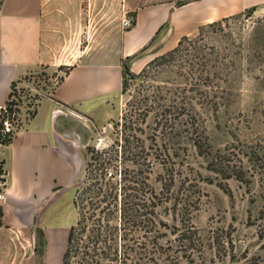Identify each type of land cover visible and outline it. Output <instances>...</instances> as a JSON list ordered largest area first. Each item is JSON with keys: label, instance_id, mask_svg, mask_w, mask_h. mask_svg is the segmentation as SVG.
Instances as JSON below:
<instances>
[{"label": "rangeland", "instance_id": "obj_1", "mask_svg": "<svg viewBox=\"0 0 264 264\" xmlns=\"http://www.w3.org/2000/svg\"><path fill=\"white\" fill-rule=\"evenodd\" d=\"M190 1L87 0L82 40L90 50L113 52L124 30L131 27L124 20L130 18L133 23L136 8L159 3L177 7ZM202 4L209 7L208 0ZM212 22L214 26H210ZM165 31L137 54L153 53L144 72L125 75L119 91L93 106L88 116L92 122L84 118L91 128L90 141L84 147L91 165L79 171L72 184L74 218L75 202L80 203L90 187L99 186L95 182L102 171L99 162L104 161L103 188L124 186L127 192L141 188L156 205L157 218L182 228L181 210L166 199L171 155L180 175L176 174L172 187L174 196L187 193L186 214L201 239L192 260L181 258L176 264H264V4ZM182 36L201 37L204 54H200L209 59L205 67L196 65L195 74L191 73L195 78L208 74L209 80L189 93L207 92L213 103L192 97L194 118L186 112L171 128L165 110L171 100L177 102L179 82L189 87L192 85L186 82L193 80L185 79L189 66L159 58L176 47ZM67 71L64 66L41 69L25 76L22 85H13L2 115L10 119L14 130L33 116L41 98ZM199 138L210 155L197 153L193 142ZM215 154L237 160L244 180L226 179L210 170L207 165Z\"/></svg>", "mask_w": 264, "mask_h": 264}, {"label": "crops", "instance_id": "obj_2", "mask_svg": "<svg viewBox=\"0 0 264 264\" xmlns=\"http://www.w3.org/2000/svg\"><path fill=\"white\" fill-rule=\"evenodd\" d=\"M86 1L0 0V114L13 85H22L25 76L41 69H68L38 102L33 116L8 142H0V264H61L76 221L71 188L82 156L74 140L53 128L55 112H72L92 122L88 116L93 106L121 89L123 62L131 73H139L153 53L137 54L151 47L162 29H184L264 4L208 0L207 8L203 0H191L177 7H138L132 26L110 52L90 50L82 40Z\"/></svg>", "mask_w": 264, "mask_h": 264}, {"label": "trees", "instance_id": "obj_3", "mask_svg": "<svg viewBox=\"0 0 264 264\" xmlns=\"http://www.w3.org/2000/svg\"><path fill=\"white\" fill-rule=\"evenodd\" d=\"M214 23L212 22L210 26H214ZM201 40V37L182 36L176 47L159 58L163 62L177 63L179 67L189 66L192 71L186 70L184 73L185 79L193 80L186 82L192 86L187 87L186 84L181 86L182 84L179 82V86H177L180 87L178 100L175 103L171 100L165 110L169 115L168 120L171 128L175 120L186 112H189L194 118L195 114L190 108L192 97H198L197 99L201 103H213L207 92L199 90L193 96L189 93L209 80L208 74L200 75L199 78L191 75L196 70V65L203 68L209 61L205 55H202L204 46H200ZM150 64H153V61ZM122 69V77L131 73L125 62L122 64ZM143 69L141 71L144 72ZM180 75L183 76V74ZM189 75L191 76L188 77ZM123 84L124 81H122ZM193 144L199 155L211 154L209 148L204 146L200 138L195 139ZM85 152L87 160L82 171L91 165L87 150ZM100 167L102 168L101 175L95 182L99 186L90 187L87 196L81 198L80 203L75 202L77 218L69 228L61 264H160L164 260H167L169 264H176L181 258L191 261L195 252L200 250L201 239L198 230L190 223L186 214L189 202L187 193L182 192L179 196L178 194L174 196L172 187L177 180L176 174L180 175L175 170V162L171 155L167 167L168 197L166 199L173 208L178 207L181 210L182 215L179 221L182 228L176 224L169 225L166 221L157 218L156 205L141 188L133 187L130 189L131 192H127L124 186L120 189L114 186L103 188L106 185L105 182H102L105 173L103 171L106 168L104 161L99 162ZM207 167L226 179L233 177L244 180L241 165L237 164V160H233L225 154L213 155ZM0 181L2 182V178ZM153 197L157 196L154 194ZM169 234L175 235V238H169ZM39 245L41 248L44 245L41 233Z\"/></svg>", "mask_w": 264, "mask_h": 264}, {"label": "water", "instance_id": "obj_4", "mask_svg": "<svg viewBox=\"0 0 264 264\" xmlns=\"http://www.w3.org/2000/svg\"><path fill=\"white\" fill-rule=\"evenodd\" d=\"M53 128L64 138L74 140L78 144L82 156L80 171L83 170L87 160L84 147L89 143L91 137L90 126L77 114L57 111L53 115Z\"/></svg>", "mask_w": 264, "mask_h": 264}, {"label": "built area", "instance_id": "obj_5", "mask_svg": "<svg viewBox=\"0 0 264 264\" xmlns=\"http://www.w3.org/2000/svg\"><path fill=\"white\" fill-rule=\"evenodd\" d=\"M124 25L127 27L132 26V22H131L130 18H126L124 20ZM5 106L3 107L4 113L6 112ZM3 110H2V112H3ZM2 112L0 114V142L9 141L12 138L13 134L15 133L14 127H13L10 119L7 116L2 115ZM1 176L2 175H0V178H1ZM0 185H1V181H0ZM0 197H1V195H0Z\"/></svg>", "mask_w": 264, "mask_h": 264}]
</instances>
